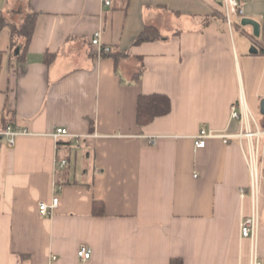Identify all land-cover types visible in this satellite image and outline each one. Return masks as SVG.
Masks as SVG:
<instances>
[{"label":"crops","instance_id":"obj_1","mask_svg":"<svg viewBox=\"0 0 264 264\" xmlns=\"http://www.w3.org/2000/svg\"><path fill=\"white\" fill-rule=\"evenodd\" d=\"M104 1L0 0V131L4 116L31 132L13 147L0 137V264H248L240 222L250 199L239 192L250 184L248 141L195 145L202 129L241 131L231 117L240 99L262 132L253 140L264 264V0H239L244 13L231 14V26L215 0ZM28 15L35 23L23 51L10 25ZM243 17L259 23V36ZM147 25L161 36L135 44ZM96 31L101 47L122 55L116 65L91 43ZM46 53L55 54L50 66ZM151 93L167 95L171 110L140 126L137 97ZM57 127L79 143L59 146ZM54 193L57 206L41 215L38 204ZM94 200L103 215L92 214ZM81 243L91 249L86 261L76 255Z\"/></svg>","mask_w":264,"mask_h":264},{"label":"built area","instance_id":"obj_2","mask_svg":"<svg viewBox=\"0 0 264 264\" xmlns=\"http://www.w3.org/2000/svg\"><path fill=\"white\" fill-rule=\"evenodd\" d=\"M219 3L223 9L226 24L231 26L230 15H243V9L240 6L239 0H215ZM105 4H109V0L104 1ZM91 43L98 46V53H107L110 51L108 46L101 47L99 41V32L96 31L93 35ZM244 101L240 99L238 104L231 107V117L239 119L241 121L242 129L236 135H221L216 134L212 131H206L202 129L196 136L195 145L196 147H204L207 138L222 137L225 142L227 138L236 136L239 138H246L248 141V147L245 152V159L249 170L250 184L247 189L240 188L239 192L241 196H244L246 192L249 194L250 199V214L244 216L240 222V234L241 237L246 238L249 242V256L248 264H262V260L258 250V233H259V220H260V158H259V146L258 140L256 143L253 142L254 137H258L262 132L258 129L252 130L250 128L251 122L255 125V120L251 115L243 114L241 108ZM257 127V126H256ZM20 135H31V132L26 128L18 129L12 125H8L5 129L0 131V137L5 139L8 146L13 147L15 145L16 138ZM50 136L54 140L61 138H67L74 141L75 144L79 143V136L69 133L64 127H57L50 133ZM67 164L66 159H62L58 166L60 168ZM60 189V186L58 187ZM58 204V196L56 193L53 194L50 204L40 202L38 204L39 213L43 216L50 215L53 209ZM76 255L80 261H86L91 256V249L87 244L81 243L78 246Z\"/></svg>","mask_w":264,"mask_h":264},{"label":"trees","instance_id":"obj_3","mask_svg":"<svg viewBox=\"0 0 264 264\" xmlns=\"http://www.w3.org/2000/svg\"><path fill=\"white\" fill-rule=\"evenodd\" d=\"M35 23V15H28L24 18L23 22L19 25H10L11 29V37H21L24 40L23 51H26L29 45V42L32 37L33 29ZM4 24L0 23V28H2ZM160 32L151 25L145 26L144 30L137 36L134 41L135 44H140L147 41L156 40L160 37ZM111 51V50H110ZM107 52L101 53L105 55L111 56L115 65L118 60L122 57L117 52ZM19 59L22 60L23 57L19 56ZM55 60V54L46 53L44 56V62L47 66H50ZM140 77V72L135 74V80H138ZM171 110V101L169 97L165 94L161 93H151V94H140L137 97V105H136V122L138 125L143 126L150 123L154 118L158 116L166 115ZM3 129H5L9 125V121H6V117L2 118ZM71 140V139H70ZM58 141V145L60 146L62 143ZM74 142V141H73ZM68 144H71L68 142ZM67 161V160H66ZM92 214L94 216H100L104 214V204L102 201L94 200L92 203ZM171 264H181L180 261L174 260Z\"/></svg>","mask_w":264,"mask_h":264},{"label":"water","instance_id":"obj_4","mask_svg":"<svg viewBox=\"0 0 264 264\" xmlns=\"http://www.w3.org/2000/svg\"><path fill=\"white\" fill-rule=\"evenodd\" d=\"M241 24L243 26H245V25L252 26V28H253V34L255 36H259L260 25H259V23L257 21H255V20H253L251 18H248V17H243L241 19ZM249 52L256 53L257 50H256L255 46H251V48L249 49ZM260 112L262 114H264V98H262L261 101H260Z\"/></svg>","mask_w":264,"mask_h":264},{"label":"rangeland","instance_id":"obj_5","mask_svg":"<svg viewBox=\"0 0 264 264\" xmlns=\"http://www.w3.org/2000/svg\"><path fill=\"white\" fill-rule=\"evenodd\" d=\"M231 20H232V18H231ZM225 22H226V21H225ZM253 142L256 143V140H253Z\"/></svg>","mask_w":264,"mask_h":264}]
</instances>
